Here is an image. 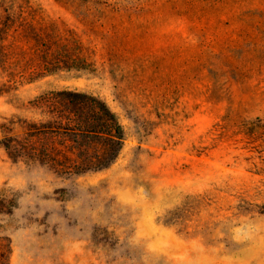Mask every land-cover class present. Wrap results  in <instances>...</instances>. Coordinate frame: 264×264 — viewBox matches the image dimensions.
Masks as SVG:
<instances>
[{"label": "rangeland", "instance_id": "374dc122", "mask_svg": "<svg viewBox=\"0 0 264 264\" xmlns=\"http://www.w3.org/2000/svg\"><path fill=\"white\" fill-rule=\"evenodd\" d=\"M102 100L105 169L1 140L41 95ZM2 264H264V0H0Z\"/></svg>", "mask_w": 264, "mask_h": 264}, {"label": "trees", "instance_id": "16d2710c", "mask_svg": "<svg viewBox=\"0 0 264 264\" xmlns=\"http://www.w3.org/2000/svg\"><path fill=\"white\" fill-rule=\"evenodd\" d=\"M33 106L42 108L45 118L24 122L20 137L1 140L11 161L71 176L105 169L118 157L123 130L102 100L63 90L39 96Z\"/></svg>", "mask_w": 264, "mask_h": 264}]
</instances>
